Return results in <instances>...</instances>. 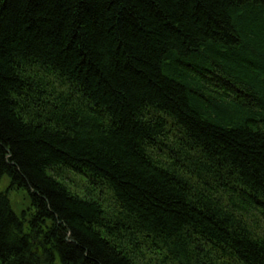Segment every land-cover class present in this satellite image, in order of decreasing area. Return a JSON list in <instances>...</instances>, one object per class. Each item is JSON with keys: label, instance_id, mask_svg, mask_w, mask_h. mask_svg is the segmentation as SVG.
I'll return each instance as SVG.
<instances>
[{"label": "trees", "instance_id": "1", "mask_svg": "<svg viewBox=\"0 0 264 264\" xmlns=\"http://www.w3.org/2000/svg\"><path fill=\"white\" fill-rule=\"evenodd\" d=\"M4 176L0 264H264V0H0Z\"/></svg>", "mask_w": 264, "mask_h": 264}, {"label": "rangeland", "instance_id": "2", "mask_svg": "<svg viewBox=\"0 0 264 264\" xmlns=\"http://www.w3.org/2000/svg\"><path fill=\"white\" fill-rule=\"evenodd\" d=\"M47 173L52 175L51 170H48ZM55 178L58 181L63 182L73 194H76L83 198H90L95 201H98L103 205L104 209L105 205H107L106 202H109L107 190L103 189L104 187L100 188L90 183L89 178L84 174L75 172L69 168L60 167V169L55 171ZM8 186V178L5 176L0 178V191L7 190ZM26 191L27 190L25 187H17L16 189H10L9 191H7L11 207L16 214H19L20 211L26 210L29 206ZM261 225L262 230L264 231V224ZM142 258L145 264H157V261H155L154 256L150 253L145 252L144 254H142Z\"/></svg>", "mask_w": 264, "mask_h": 264}]
</instances>
